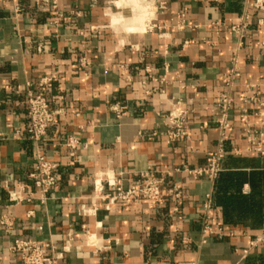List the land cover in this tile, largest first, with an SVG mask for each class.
I'll return each mask as SVG.
<instances>
[{
  "label": "crops",
  "instance_id": "0c3cea01",
  "mask_svg": "<svg viewBox=\"0 0 264 264\" xmlns=\"http://www.w3.org/2000/svg\"><path fill=\"white\" fill-rule=\"evenodd\" d=\"M57 2L61 19L35 0H0V264H25L11 251L18 239L61 256L56 264H264V223L249 221L264 218V155L250 142L264 146V12L249 7L235 108L223 130L217 102L237 48L230 29L246 0H151L147 26L126 43L107 27L105 0ZM44 79L50 82L40 87ZM28 84L60 110L39 146L27 135ZM173 109L187 112L190 136L169 143ZM69 138L79 141L75 149L66 146ZM221 141L225 157L215 180L185 172L207 167ZM39 150L58 166L45 201L29 179ZM149 171L166 176L160 203L118 202L108 211L94 201L96 182L114 193L107 176L128 189ZM226 174L241 176L221 185L226 196L261 204L236 207L231 224L214 199ZM174 186L182 188L179 201L168 193ZM208 195L212 226L222 235L202 243ZM92 203L95 214L82 216ZM177 205L181 222L172 216Z\"/></svg>",
  "mask_w": 264,
  "mask_h": 264
},
{
  "label": "built area",
  "instance_id": "2783aa9c",
  "mask_svg": "<svg viewBox=\"0 0 264 264\" xmlns=\"http://www.w3.org/2000/svg\"><path fill=\"white\" fill-rule=\"evenodd\" d=\"M35 3L40 8H49L55 14L58 19L62 18V15L58 10L57 0H35ZM254 8L259 12H264V0H246L245 8L238 19L237 24L231 27L230 31L237 38V48L234 51L231 67L229 72L225 76L226 92H224L218 102L217 110L220 113L218 120L219 126L223 130H227L230 127L228 121V113L235 108V102L233 98L234 90L237 86L238 81L241 78L239 71V58L240 52L244 45V41L248 34L251 32L250 20L253 16L249 7ZM16 12H20L16 9ZM260 26L264 27V20H260ZM262 45V44H261ZM264 45V44H263ZM83 67H89L91 64L89 60L84 57L81 60ZM50 82L49 79H44L40 82V87H45ZM248 88H252L249 86ZM247 100H254L253 97L247 98ZM260 105L264 107V102ZM27 114L29 118V126L27 129V135L34 145L39 144L44 140L49 128L53 126L57 116L60 114V110L52 107V102L44 95L37 93L32 84L27 85ZM188 114L181 109H173L168 115L165 123L166 134L169 143H175L182 139H189L190 132L188 128ZM253 146H257V151L264 155V146L257 144L254 139H250ZM79 141L76 138H69L66 142V146L70 149H75ZM223 141H221L218 151L213 154L210 164L205 168H199L195 170H185L186 173L193 176L195 179L207 178L209 180H215L221 172V162L225 157L223 149ZM57 169L58 166L49 158H47L40 150L37 152L35 159L34 170L29 174V179L32 181L34 187L41 193L40 199L45 201L47 195L56 187L57 184ZM109 188L114 189V193H106L103 182L95 183V195L94 201L100 200L105 204L106 210L111 208L118 202L128 204L130 202L144 201L149 205H155L160 203L162 193L166 185V176H158L155 172H146L139 175L136 181L128 188L124 189L121 186H117L108 176L105 180ZM100 187V188H98ZM168 193L175 197L176 200L182 198V188L180 186H174L168 190ZM20 199L15 195H10L11 202H18ZM213 208V198L208 195L203 204V221H202V243H206V236H221V229L218 231L212 226L214 220L210 217V211ZM97 211L94 203L89 206H82L80 214L82 216H92ZM172 216L177 218L179 222L183 221V216L180 214L179 206H175L172 212ZM2 224H7V220L3 219ZM182 245H189L190 242L187 238H183L181 241ZM11 251L17 254H21L24 258L25 264H56L61 256H51L47 254L46 248L39 246L36 242L31 240H16L12 246Z\"/></svg>",
  "mask_w": 264,
  "mask_h": 264
},
{
  "label": "clouds",
  "instance_id": "9594fccd",
  "mask_svg": "<svg viewBox=\"0 0 264 264\" xmlns=\"http://www.w3.org/2000/svg\"><path fill=\"white\" fill-rule=\"evenodd\" d=\"M150 5L151 0H105L103 15L107 27L120 38V43H126L129 35L147 26Z\"/></svg>",
  "mask_w": 264,
  "mask_h": 264
},
{
  "label": "trees",
  "instance_id": "16d2710c",
  "mask_svg": "<svg viewBox=\"0 0 264 264\" xmlns=\"http://www.w3.org/2000/svg\"><path fill=\"white\" fill-rule=\"evenodd\" d=\"M233 180L236 181H240L241 180V176H239L238 174H231V175H222V177L220 178V182L218 184V192H216L215 194V203L216 205L220 206L223 208L224 210V214L225 217L223 219L224 224H231L234 223V218L232 217V211L233 209H235L237 207L238 208H242V209H246L248 206L250 208H258L260 207V203H247L246 201L248 200L245 197H239V196H226V194H224V191L221 189V185L222 184H231V182ZM227 190H231V185H229V187L227 188ZM248 219H237L238 222H246ZM252 223V227L257 228L260 227L261 224L264 223V218H251V220H249Z\"/></svg>",
  "mask_w": 264,
  "mask_h": 264
},
{
  "label": "bare ground",
  "instance_id": "6f19581e",
  "mask_svg": "<svg viewBox=\"0 0 264 264\" xmlns=\"http://www.w3.org/2000/svg\"><path fill=\"white\" fill-rule=\"evenodd\" d=\"M98 188H100V187H98Z\"/></svg>",
  "mask_w": 264,
  "mask_h": 264
}]
</instances>
